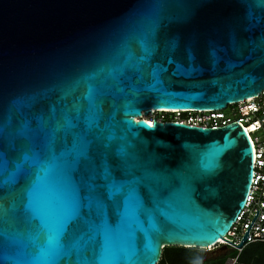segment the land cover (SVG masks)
Returning a JSON list of instances; mask_svg holds the SVG:
<instances>
[{"label":"water","instance_id":"obj_1","mask_svg":"<svg viewBox=\"0 0 264 264\" xmlns=\"http://www.w3.org/2000/svg\"><path fill=\"white\" fill-rule=\"evenodd\" d=\"M262 90L264 0H0V264H39L47 212L28 194L38 174L52 207L65 187L92 198L80 217L111 230L113 264L218 243L250 189L248 134L238 122H138ZM80 217L61 238L73 260L90 257Z\"/></svg>","mask_w":264,"mask_h":264},{"label":"built area","instance_id":"obj_2","mask_svg":"<svg viewBox=\"0 0 264 264\" xmlns=\"http://www.w3.org/2000/svg\"><path fill=\"white\" fill-rule=\"evenodd\" d=\"M232 115H227L225 109H160L153 110L148 118L151 122L175 121L195 126L217 128L231 122H238L248 134L253 148V175L245 205L232 224L229 231L218 243L203 247L213 251L222 246L230 247L239 253L249 243L264 242V90L259 94L243 100L230 103ZM246 235L243 246L239 244ZM237 260L229 258L227 264Z\"/></svg>","mask_w":264,"mask_h":264},{"label":"snow or ice","instance_id":"obj_3","mask_svg":"<svg viewBox=\"0 0 264 264\" xmlns=\"http://www.w3.org/2000/svg\"><path fill=\"white\" fill-rule=\"evenodd\" d=\"M141 124L151 125V122L139 121ZM41 172L47 175L48 167H42ZM107 179V175H105ZM42 178L37 175L36 181L33 183L31 189L29 190V196L34 201V211L37 214L43 215L47 212V223L48 230L44 234L43 241L36 239L34 240V245L37 249V255L33 258L34 261L39 262V264H56V261L64 257L65 264H113L116 260L117 249L112 242L111 230L106 226H96L92 225L87 219L80 217L82 208H92V198H86L81 201L78 197L74 195L67 194V188L63 189L65 193L64 196L59 200V203L55 206H51V202L47 199L46 192L49 191V186L41 182ZM110 194L114 192L122 191V186L115 183L109 184ZM132 194L129 191L126 197V206L131 201ZM97 209L101 207L97 203ZM80 217L83 220L84 226L87 228L86 239L84 236L81 239L84 244L88 245L89 256L81 257L76 256V259H72V252L65 251L63 245L61 244V238L67 231L69 222L75 218ZM97 234L101 235V240L97 242ZM80 242L74 246L77 251L80 248ZM4 258L0 256V261Z\"/></svg>","mask_w":264,"mask_h":264},{"label":"trees","instance_id":"obj_4","mask_svg":"<svg viewBox=\"0 0 264 264\" xmlns=\"http://www.w3.org/2000/svg\"><path fill=\"white\" fill-rule=\"evenodd\" d=\"M235 257L234 264H264V242L249 243L240 253L222 246L209 256L194 247L165 246L157 264H227L229 258Z\"/></svg>","mask_w":264,"mask_h":264},{"label":"rangeland","instance_id":"obj_5","mask_svg":"<svg viewBox=\"0 0 264 264\" xmlns=\"http://www.w3.org/2000/svg\"><path fill=\"white\" fill-rule=\"evenodd\" d=\"M227 115H232L231 114V112H230V108L228 107V108H225L224 110H223ZM144 116H146V115H144ZM148 116H150V115H148ZM198 252H204L205 253V255L206 256H209V255H211L212 253H215V250H213V251H207V250H205L204 248H200V247H194ZM229 264V263H228Z\"/></svg>","mask_w":264,"mask_h":264},{"label":"bare ground","instance_id":"obj_6","mask_svg":"<svg viewBox=\"0 0 264 264\" xmlns=\"http://www.w3.org/2000/svg\"><path fill=\"white\" fill-rule=\"evenodd\" d=\"M144 117L149 119V117H147V116H144Z\"/></svg>","mask_w":264,"mask_h":264}]
</instances>
